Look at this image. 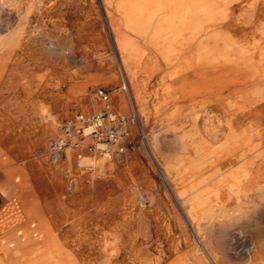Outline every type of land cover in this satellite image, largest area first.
Returning <instances> with one entry per match:
<instances>
[{
	"label": "rangeland",
	"instance_id": "obj_1",
	"mask_svg": "<svg viewBox=\"0 0 264 264\" xmlns=\"http://www.w3.org/2000/svg\"><path fill=\"white\" fill-rule=\"evenodd\" d=\"M115 3L0 0V222L4 215L49 222L86 264H252L249 254L264 240V165L251 158L257 150L218 156L216 167L206 162L183 170L200 158L181 138L191 126L188 99L165 97L160 84L176 62L164 67L143 37L125 27ZM116 28L164 67L153 76L138 69V97L122 65ZM98 87L108 92L110 111L127 122L123 152L106 155V140L87 136L54 160L50 143L62 126H80V115L88 119L105 109ZM162 98L167 103L156 111ZM213 98L210 120H197L210 147L225 140L226 129ZM243 169L250 178H242ZM228 188L245 196L225 201ZM197 193L216 211L201 221L206 235L188 215Z\"/></svg>",
	"mask_w": 264,
	"mask_h": 264
},
{
	"label": "bare ground",
	"instance_id": "obj_2",
	"mask_svg": "<svg viewBox=\"0 0 264 264\" xmlns=\"http://www.w3.org/2000/svg\"><path fill=\"white\" fill-rule=\"evenodd\" d=\"M115 9L125 27L142 36L158 53L164 67L176 62L161 77L160 84L165 97L177 94L188 99L191 126L181 138L189 139V147L200 158V163L192 160L183 170L199 168L206 162L216 167L218 156L229 158L255 150V158L264 159V149H257L264 144V0H116ZM116 31L122 65L138 97V69L153 76L164 67L153 59L148 47L139 48L129 35L118 28ZM186 47L188 53L183 55ZM210 97L218 100V120L225 117L226 124L225 140L216 147L208 146L197 123L199 116L210 120ZM166 103V98H162L156 111ZM207 156L214 158L209 160ZM175 170L181 172L178 167ZM239 196L244 197V192L230 189L225 201H237ZM207 199L202 193L189 199L188 215L199 234H205L202 219H212L216 212L213 205L204 206ZM21 228L24 232H20ZM202 246L206 248V244ZM74 253L49 222L40 226L6 215L0 222V264H86ZM212 255L218 259L215 252ZM263 260L261 240L254 253L249 254V262L263 264Z\"/></svg>",
	"mask_w": 264,
	"mask_h": 264
},
{
	"label": "built area",
	"instance_id": "obj_3",
	"mask_svg": "<svg viewBox=\"0 0 264 264\" xmlns=\"http://www.w3.org/2000/svg\"><path fill=\"white\" fill-rule=\"evenodd\" d=\"M95 94L105 103V109L98 115L83 119L80 115L78 121L82 125L68 122L62 126L61 135L50 143V156L57 160L68 148H78L82 139L87 136L96 137L98 140H106L101 147L106 155L111 152L120 154L123 152L122 139L128 135L129 129L124 117H120L109 109V94L102 88L98 87ZM111 144L112 147H108ZM216 264V263H212Z\"/></svg>",
	"mask_w": 264,
	"mask_h": 264
},
{
	"label": "crops",
	"instance_id": "obj_4",
	"mask_svg": "<svg viewBox=\"0 0 264 264\" xmlns=\"http://www.w3.org/2000/svg\"><path fill=\"white\" fill-rule=\"evenodd\" d=\"M248 154H252V153H248ZM242 154H239L238 156H241ZM254 161L256 160V158H255V155L254 154H252V157H251ZM258 160H260V165L262 164V165H264V159H261V158H257ZM241 171V170H240ZM258 171H256L255 173H257ZM255 173L253 174V177L255 176ZM3 175H7L6 173H2ZM231 174V173H230ZM244 174H248V176H246V177H244ZM1 176V175H0ZM241 176H242V178H250V176H251V173L248 171V170H246V169H243L242 170V172H241ZM232 185H234V183H232V184H230L229 186L230 187H232ZM230 189H232V188H228V191L225 193V198H226V196L228 195V193H229V191H230ZM219 192V194H220V191H218ZM237 192H239V191H237ZM0 195H2V196H4L3 194H2V192L0 191ZM224 198V199H225Z\"/></svg>",
	"mask_w": 264,
	"mask_h": 264
}]
</instances>
